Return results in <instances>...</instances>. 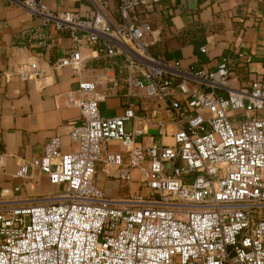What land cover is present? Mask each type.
<instances>
[{
	"label": "built area",
	"instance_id": "2783aa9c",
	"mask_svg": "<svg viewBox=\"0 0 264 264\" xmlns=\"http://www.w3.org/2000/svg\"><path fill=\"white\" fill-rule=\"evenodd\" d=\"M14 1L44 25L82 32L101 56L123 55L129 100L122 113L102 114L100 102L120 82L98 90L97 82L85 79L79 49L55 62L79 77L83 96L66 93L82 112L70 126L76 147L65 152L60 138L51 137L40 157L19 164L21 182L0 187V264H264V76L240 88L231 84L249 56L235 46L208 68L154 55L146 40L152 25L138 11L162 0H119L117 25L97 7L84 16L55 11L43 0ZM15 74L26 80L41 70L34 61ZM134 96L165 100L168 118L138 113ZM139 119L156 124L159 139L142 144ZM170 124L175 130L167 142ZM109 141L121 143L126 156L109 153ZM102 161L114 164L123 181L138 180L140 189L107 195L96 182ZM32 167L58 189L23 196Z\"/></svg>",
	"mask_w": 264,
	"mask_h": 264
},
{
	"label": "crops",
	"instance_id": "0c3cea01",
	"mask_svg": "<svg viewBox=\"0 0 264 264\" xmlns=\"http://www.w3.org/2000/svg\"><path fill=\"white\" fill-rule=\"evenodd\" d=\"M55 11L75 10L84 16L100 8L115 24L122 21L119 0H43ZM146 17L153 32L146 35L154 55L168 60H180L183 67L190 65L213 68L219 58L230 53L235 46L248 56V74L231 80L240 88L249 83L248 78L264 76V0H162L151 10H139ZM80 38V41L77 39ZM72 49H79L87 70L85 79L98 83V90L107 84L120 82L116 93L100 102L106 116L123 112L129 98L126 79L130 67L121 54L116 58L101 56L82 32L58 30L44 25L42 20L18 5L14 0H0V152L4 166L0 169V187H10L21 182L15 172L23 159H34L43 154L46 142L53 136L61 140V148L68 152L76 145L70 137V126L82 117L80 107L70 104L66 93L74 90L76 97L79 77L70 65L55 68V62ZM37 62L41 74L21 79L15 74L19 65ZM249 76V77H248ZM140 92L144 91L140 89ZM132 100L138 113L168 118V104L155 97L134 96ZM128 131L133 121L126 123ZM137 139L150 144L159 139L158 126L136 122ZM175 130L169 125L165 141H172ZM109 153L126 156L125 147L118 141L107 143ZM111 171L108 172V167ZM98 165L97 185L111 197L125 196L140 189V182L127 183L118 178L114 164ZM31 178L23 181V196H38L54 192L57 185L50 182L39 167L30 168ZM140 170L133 171L137 179Z\"/></svg>",
	"mask_w": 264,
	"mask_h": 264
},
{
	"label": "trees",
	"instance_id": "16d2710c",
	"mask_svg": "<svg viewBox=\"0 0 264 264\" xmlns=\"http://www.w3.org/2000/svg\"><path fill=\"white\" fill-rule=\"evenodd\" d=\"M111 58H116V56H112ZM237 75H238V78L241 80L243 79L246 75H249L248 74V70H247V63H245L243 66L241 67H238L237 69ZM249 77V76H248ZM248 81L250 82L251 81V78H248Z\"/></svg>",
	"mask_w": 264,
	"mask_h": 264
},
{
	"label": "rangeland",
	"instance_id": "374dc122",
	"mask_svg": "<svg viewBox=\"0 0 264 264\" xmlns=\"http://www.w3.org/2000/svg\"><path fill=\"white\" fill-rule=\"evenodd\" d=\"M62 188V187H61ZM62 189H64V186H63V188Z\"/></svg>",
	"mask_w": 264,
	"mask_h": 264
}]
</instances>
